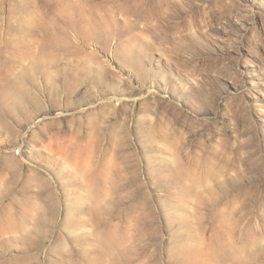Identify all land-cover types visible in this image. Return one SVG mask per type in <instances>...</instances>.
Returning <instances> with one entry per match:
<instances>
[{"label": "rangeland", "instance_id": "374dc122", "mask_svg": "<svg viewBox=\"0 0 264 264\" xmlns=\"http://www.w3.org/2000/svg\"><path fill=\"white\" fill-rule=\"evenodd\" d=\"M0 264H264V0H0Z\"/></svg>", "mask_w": 264, "mask_h": 264}]
</instances>
